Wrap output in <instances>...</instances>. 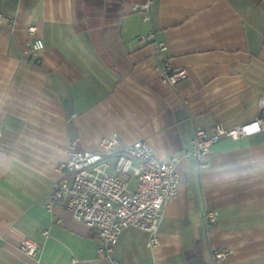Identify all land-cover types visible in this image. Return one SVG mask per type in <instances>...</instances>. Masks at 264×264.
Here are the masks:
<instances>
[{
	"label": "crops",
	"instance_id": "crops-1",
	"mask_svg": "<svg viewBox=\"0 0 264 264\" xmlns=\"http://www.w3.org/2000/svg\"><path fill=\"white\" fill-rule=\"evenodd\" d=\"M147 2L0 0V264L106 263L95 232L63 203L48 205L69 144L97 151L113 135L146 142L165 163L178 159L159 245L125 229L119 262L264 264V131L223 138L202 160L190 154L197 129L259 115L264 0H152L145 20ZM150 33L155 42L141 43ZM37 39L44 49L29 59L25 44ZM164 62L188 78L166 85L156 72ZM208 212L216 223L205 222ZM27 240L38 256L21 251Z\"/></svg>",
	"mask_w": 264,
	"mask_h": 264
},
{
	"label": "built area",
	"instance_id": "built-area-1",
	"mask_svg": "<svg viewBox=\"0 0 264 264\" xmlns=\"http://www.w3.org/2000/svg\"><path fill=\"white\" fill-rule=\"evenodd\" d=\"M151 1L139 7L145 20H149L147 10ZM3 20L0 14V25ZM28 33L35 35L36 29L29 27ZM140 42H155V34L141 37ZM156 48L163 52L167 45L157 43ZM43 49L42 40L28 41L24 55L37 59ZM156 72L171 87L188 78L185 69H175L169 62L156 67ZM263 131L264 93L259 102V115L254 121L232 129L221 125L210 130L197 129L190 154L202 160L212 154V146L223 138L239 140ZM2 133L0 125V140ZM177 161L173 158L171 163H165L156 157L146 142L124 143L117 135L102 139L97 151L81 150L77 141L71 142L67 160L60 167L61 178L51 187L48 207L63 203L75 221L95 232L98 257L104 259L105 264H122L115 258V249L125 229L146 231L151 234L150 246L159 245L158 231L165 215V205L178 194ZM204 219L207 224H214L217 213L208 212ZM20 249L31 257L41 252L39 245L29 240ZM226 255L225 252H216L214 256L220 260Z\"/></svg>",
	"mask_w": 264,
	"mask_h": 264
}]
</instances>
